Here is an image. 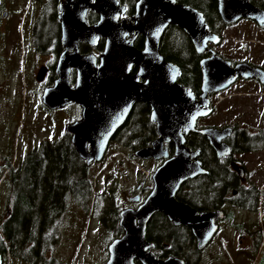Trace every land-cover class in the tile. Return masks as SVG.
<instances>
[{"label":"water","instance_id":"obj_1","mask_svg":"<svg viewBox=\"0 0 264 264\" xmlns=\"http://www.w3.org/2000/svg\"><path fill=\"white\" fill-rule=\"evenodd\" d=\"M59 10L65 47L59 60L60 78L54 87L43 92L41 101L51 110L72 103L81 106L82 118L66 126L80 158L87 166L102 161L133 105L142 101L151 107L150 119L156 123L160 138L137 150L135 156L166 159L154 172L153 189L143 203L120 212L123 235L109 244L106 264H186L183 258L171 256L163 260L150 251L153 244L147 241L148 224L156 213H163L174 225L192 230L199 250L210 243L225 212L220 209L200 213L176 199L186 181L208 173L202 164L201 150H192L187 138L198 134L207 139L218 157L230 154L231 148L223 140L232 129L200 128L198 122L213 112L210 94L229 88L239 76L264 78V71L247 64L233 67L230 60L210 49V56L200 63L202 94L197 99L190 88L178 82L180 67L165 60L160 43L165 31L174 25L189 35L199 54L208 51L209 44L219 45L221 36L209 31L202 12L178 5L177 0H137L135 14L128 18L122 17L127 8L119 0H67L59 5ZM218 10L226 25L247 18L264 27V10L248 0H218ZM89 11L99 15L93 25L88 23ZM139 35L145 39L143 50L134 46ZM100 39H105L100 56L80 53V42L95 46ZM134 65L139 66V71L132 76ZM72 67L78 70L75 88L68 80ZM141 78L144 83H140ZM171 141L174 154L170 158L165 143ZM234 167L241 177L245 175L243 166ZM0 264H4L2 254Z\"/></svg>","mask_w":264,"mask_h":264},{"label":"flooded vegetation","instance_id":"obj_2","mask_svg":"<svg viewBox=\"0 0 264 264\" xmlns=\"http://www.w3.org/2000/svg\"><path fill=\"white\" fill-rule=\"evenodd\" d=\"M67 0H55L54 5H50V2L46 3V18H45V23L44 26H42V34L39 37L37 34V29L36 26L33 27L31 30L26 31V36L18 34H10V31H8V27L5 25H2L0 27V59H2L3 54H2V48L5 49V55H7V61L6 63L9 64L10 71H15L13 72L14 76H17L18 78H22L26 80L28 78V83L25 86L24 92H32V89L29 88V39L31 42L30 49L34 51L35 54H33L35 59L40 58L41 61H35L34 64V69H33V76L34 79L36 80L37 84L41 86L40 92H43L51 87H54L56 82L60 78V73L58 72L59 69V60L61 55L65 51V47L62 43V26L59 21V5L64 3ZM137 3V0H135ZM182 0H177L178 5H183L180 4ZM185 1V6H190L198 11L202 12L204 15V12L201 11L199 8H197L199 3H195L193 0H183ZM216 3L217 11L218 10V0H213ZM120 2V1H119ZM249 4L254 5L255 7H258L262 10H264V0H248ZM191 3V4H189ZM121 5V4H120ZM125 6V5H124ZM54 8L55 12V17H56V26L51 27L49 25V11L50 9ZM136 7V5H135ZM127 8V7H126ZM44 10V8L42 7ZM1 3H0V16L2 15L3 18H6L8 13L3 12L1 14ZM93 13L92 11H89L87 19L89 25H93L99 20V15L93 13L96 18L94 22H91L89 20V15ZM135 14V11L133 14L129 15L126 14L123 15V18H128L130 16H133ZM220 15V14H219ZM205 17V16H204ZM221 17V16H220ZM222 19V18H221ZM206 20V19H205ZM223 21V20H222ZM207 24V22H206ZM225 24V23H224ZM208 26V25H207ZM230 26H235L236 33H235V39H234V54L232 59L227 58L224 54H221L218 48L219 46H222L223 44H226L224 41L223 33L224 29L228 28ZM171 27V26H170ZM176 28L181 29L180 27L174 26ZM40 29V28H39ZM209 29V27H208ZM222 30L217 33L213 32L209 29V31L216 33L221 36V43L219 45H213L209 44L208 46V51H205L201 54L197 53L194 44L189 37V35L181 29L186 36L188 37L190 43H187L189 45V51L193 54H196L195 59L196 63L199 66L200 69V88L199 92H194L197 99H199L200 95L202 94L201 92V84H202V69H201V61L207 57L210 56L209 50L213 49L217 52L218 55L223 57L226 60H230L232 62V66L235 67L240 64H247L252 68L255 69H261L264 71V27H261L258 25L255 21L247 18H242L238 20L236 23L231 24V25H224ZM164 36V35H163ZM30 37V38H29ZM131 38L128 37V39ZM163 38V37H162ZM41 39V41H39ZM175 38L172 37L170 38V41L168 40V44L166 43L163 48H166V51L170 54L171 57H176L175 54H177L176 49L172 50L171 45H175L176 41L174 40ZM162 41V39H161ZM144 36L139 35L136 37L134 46L137 50H143L144 49ZM24 43H26L24 47ZM100 44L103 46L101 48H98ZM170 45V46H169ZM79 46V51L82 55L84 54H89V53H95L97 56H100L101 53L104 50L105 47V39H100L95 46H91L85 42H80L78 44ZM224 46V45H223ZM162 50V42L160 43V51ZM162 53V52H161ZM164 56V54H162ZM166 61L174 63L180 67L181 70V75L178 79V82L180 83V78L184 75V71L182 70V67L173 61L168 60L166 57H164ZM186 60V59H185ZM20 66L22 67L21 70H23V73L20 72L19 68ZM192 69V68H191ZM139 71V66L134 65L131 69V75L134 76L137 72ZM13 75H10V79L13 78ZM185 76V75H184ZM189 76L186 75V78ZM16 78V77H15ZM16 78V79H18ZM42 79V80H41ZM69 84L72 88H75L77 85V80H78V70L76 68H71L69 71V76H68ZM145 79L141 78L140 83H144ZM182 84V83H181ZM183 85V84H182ZM185 86V85H184ZM187 87V86H185ZM189 88V87H188ZM229 92V93H228ZM232 92V93H230ZM228 93V94H227ZM42 94H41V99H42ZM224 95V96H223ZM218 97L219 100L216 104L214 102V97ZM210 98V107L212 108L213 112L208 115L207 117H204L202 119H205L204 121L208 120L211 117L217 116L218 113L221 115H232L234 114L236 116V119L239 118V120H243L244 122H231L229 124H215L217 121H207L205 125L200 126L198 122V127L200 128H217L219 130H223L225 128H231L232 133L227 136L223 142L228 144L231 148V153L224 155L222 157H218L216 151L209 145L207 139L205 137L204 140L206 142L205 146V153L202 155L201 152V160L203 167L208 171L207 174L198 176L194 179H190L186 181L180 188L179 192L177 193L176 199L180 202H183L192 208L196 209L198 212L202 213L204 211H210V210H223L226 214L225 219L218 221L219 224V229L213 239L210 241V243L203 249L199 250L197 248V240L192 232V230L188 227H185L183 225H174L172 222L169 221L168 217L164 215L163 213H159L165 216V223L167 224H172L168 225L167 229H172L170 226H173L176 228L178 231V234H168L166 237V240L155 238L153 241L148 240L150 243L153 244V247L150 249V251L156 255L159 259H167L168 257L174 256V257H179L183 258L186 262V264H200V256L204 255L206 250L211 246V244L214 242L216 235L219 234L220 232V222L223 221H232V225L234 226V233L238 234L240 245L235 244V253H236V260L243 255L247 257L248 253H253L255 252V248L258 246V236L261 234V231L257 228L256 225H253L252 223L247 224V227L245 228L242 222L237 221L236 217H230L229 213L226 211L227 207H231L234 209L239 210L240 212L242 210H247L248 205L251 204L250 199L254 196L258 188H256L255 184L253 183V178L256 177L257 173H261L264 171V166H259L260 168H255L254 172L249 170L246 162L242 159V157L247 156L248 154H253L257 152H263L264 151V127H260V129H257L258 127L251 126L247 124L246 120L247 117H252L253 114L257 113V108L262 106L261 104L262 101H264V78L263 77H243L239 76L237 80L229 87L226 89H223L220 91V93H212L209 96ZM259 101L258 107L255 104V101ZM42 102V101H41ZM43 105V103H42ZM145 106H148V119L150 121V125L152 128V138L147 146H141L140 148L134 147L133 143H135L134 133H131L133 129H138L137 134L139 135V141L144 140L145 135H146V123L144 122L145 116ZM43 107L53 113H57L58 116L60 114V117L64 123L62 130H64L62 136L56 137L54 140L49 141L46 140V142L41 143L40 145H44V149H51V145L57 144L58 145V151L63 149L62 143L63 142H68L73 146L72 143V133L67 132L66 126L70 123H75L79 121L82 118V108L80 105L76 103L69 104L65 107L58 108L55 110H51L45 105ZM263 107V106H262ZM74 109L78 112V116L72 118V120H69L68 122H65L64 118V113L71 111V109ZM264 112V107L262 108ZM151 117V107L150 105L139 101L136 102L132 109L131 112L126 119V121L123 123V125L116 131L114 134L112 140L110 141L109 147L105 153L104 158L100 162H93L89 167H97L101 165L105 160L107 159V154L108 151L111 149V144L112 143H121V144H131V145H124L126 146V149L130 150V156L138 160L140 163L142 162H151L155 165L154 171L150 174L149 177L151 178L150 184L147 186L143 187V183L139 182V185L137 186V189H141V193L143 194L142 197L140 195L136 196L139 197L138 201H135V198H132L134 202L138 203V206L143 203V201L148 197V195L151 193L154 183H153V174L156 171L157 168H159L163 162L166 159H161V160H155V159H139L135 156V152L141 148H146L152 145V143L160 138V135L157 132L156 128V123H153L150 119ZM218 117V116H217ZM219 118V117H218ZM200 119V120H202ZM199 120V121H200ZM209 123V124H207ZM214 123V124H211ZM154 130V133H153ZM120 134L123 136H126L128 141L124 138L121 140L123 137H120ZM191 136V135H190ZM40 145H38L36 148H38ZM188 145V144H187ZM165 146L169 147V153H170V158L174 154V144L173 141L169 143H165ZM74 150L75 147L73 146ZM35 149V148H34ZM33 149V150H34ZM31 150L30 152H32ZM62 151V150H61ZM76 151V150H75ZM24 154V158H22L17 165H15L13 162H9V160L5 161V166L7 164L9 167L7 168V173H5L2 182H6L9 190H14L17 188V186L12 183L8 182V179L10 176H17L20 177L22 174L17 173L18 171L21 170V167H23V161L26 158L29 153ZM60 156L64 155V153H57ZM76 154L78 155L77 151ZM43 157L48 159L50 156V153L47 152L46 154H42ZM79 156V155H78ZM80 157V156H79ZM114 156H112L113 158ZM17 157H15L16 159ZM112 160V159H111ZM133 161V160H132ZM9 162V163H8ZM86 163V162H85ZM238 166H243L245 169V175L243 177L240 176V174L235 170L234 165ZM1 165V161H0ZM87 165V164H86ZM115 165V162H114ZM117 169V166H116ZM15 171V172H14ZM222 179L223 183H217L218 188L220 191L224 193L222 195L224 202L218 207L215 206L214 208L209 209V206L212 205L213 203H218L219 201H215L211 203L210 201V191L209 187L211 186L210 181L211 179ZM194 180L198 182L196 185H192ZM64 189V186H63ZM230 193V195H228ZM264 193V192H261ZM178 194L183 195L187 199H192L193 201H196L199 203H202V208L198 207L197 204L195 203L194 205H191L187 203V201H183L182 199H179ZM199 197H201L199 201ZM185 199V200H187ZM217 199H220L218 197ZM9 207L10 210L7 212L6 216H4V219L8 218L10 214L12 213V201L9 202ZM137 206V207H138ZM136 207V208H137ZM261 209L262 207V197L261 201L259 202V206ZM257 207V208H258ZM253 208L252 211L258 213V209ZM157 214V213H156ZM155 214V215H156ZM154 215V216H155ZM153 216V217H154ZM152 217V218H153ZM150 220L147 231H153L154 235L155 234H160L161 227H160V221L159 218H155ZM119 219H120V214H119ZM123 232V231H122ZM158 236V235H155ZM246 242L245 245L242 247V243ZM259 247V246H258ZM223 251V250H222ZM109 254V253H108ZM194 259V262L192 261ZM140 264V263H138ZM222 264H226L224 261Z\"/></svg>","mask_w":264,"mask_h":264},{"label":"rangeland","instance_id":"obj_3","mask_svg":"<svg viewBox=\"0 0 264 264\" xmlns=\"http://www.w3.org/2000/svg\"><path fill=\"white\" fill-rule=\"evenodd\" d=\"M0 3L1 14L8 13L6 18L0 16V27L5 25L12 35L19 33L26 36V31L35 27L39 16H41V8L35 4L34 0H0ZM235 33V26L225 28L223 37L226 44L216 48L229 59H232L234 54ZM30 40L29 88L32 89V92H24L27 91L25 86L28 83V78L26 80L23 77L18 78L13 75L15 71H8L10 66L6 63L8 56L5 55L4 48H2L3 57L0 59V225L10 210L8 205L10 190L7 183L2 182L5 173H7L5 161L9 160L17 165L24 158V154L41 143L64 135V130H62L64 123L60 114L58 116L57 113L49 112L42 105L41 86L37 84L33 76L35 61L40 62L41 59L34 58L33 54L35 53L30 49ZM25 45L26 43H24V47ZM21 69L20 66L19 70L23 73ZM11 74L13 78L10 79ZM218 100L219 98L215 96L216 104ZM255 104L258 107L259 101L256 100ZM261 104L264 107V101ZM262 106L259 105L257 113L252 117H247L246 120L247 124L258 127L257 129H260L261 126L264 127ZM76 116H78V112L72 108L71 111L64 113L65 122ZM217 116L206 121H204L205 119L200 120V126L205 125L207 121L217 120L215 124L221 125L244 122L239 118L236 119L234 114L225 116L218 113ZM124 145L112 143L105 162L97 167H90L93 187L87 204L71 198L66 214L62 216L58 226L57 244L53 247L51 254H47L48 258L55 259L56 262L52 264L107 263L109 244L123 235V232L117 230L120 228V212L125 208L138 206V203L132 200L138 195L141 197L143 195L137 186L139 182H144L143 187L150 184L149 173L151 174L155 169V165L151 162L140 163L133 159L130 156V150L126 149ZM112 156L114 157L112 158ZM15 157L17 158L15 159ZM242 159L246 162L249 170L254 172L255 168L264 166V151L248 154ZM253 183L260 192H264V171L257 173L253 178ZM257 209L258 213L249 209L240 212L231 207L226 208L229 215L236 217L237 221L242 222V226L245 228L247 224L252 223L261 231L257 242L259 247L255 248V252H250L247 257L243 255L236 260L235 244L240 245L241 238L234 233L232 221L227 220L220 222V232L204 255L200 256V264H222L224 261L226 264H264V210L260 207ZM245 243L243 242L241 246L243 247ZM7 260H4V264H33L14 259L10 254L7 256ZM192 261L194 262V259Z\"/></svg>","mask_w":264,"mask_h":264},{"label":"trees","instance_id":"obj_4","mask_svg":"<svg viewBox=\"0 0 264 264\" xmlns=\"http://www.w3.org/2000/svg\"><path fill=\"white\" fill-rule=\"evenodd\" d=\"M121 5L127 7V14L131 15L135 11V0H119ZM201 11L204 12V16L209 29L213 32L219 33L222 27L225 25L222 21L216 7V3L213 0H193ZM35 4L41 8V16H39L36 22L37 34L39 37L42 34V26H44L46 18V3L50 2V5L55 4V0H34ZM180 4L186 5L185 1H181ZM191 4V3H189ZM44 8V10L42 9ZM54 8L51 7L49 11V25L51 27L56 26V17L54 16ZM96 16L91 13L89 20L95 21ZM40 28V29H39ZM174 37L176 43L171 45L172 50L176 49V57H171L163 48L165 44H168V40ZM41 41V39H39ZM162 54L168 60L178 63L184 75L180 78V83L189 87L194 92H199L200 88V69L196 63V54L191 53L188 49L190 43L186 34L179 28L169 27L162 38ZM170 46V45H169ZM103 47L101 44L98 48ZM186 59V60H185ZM192 68V69H191ZM186 75L189 77L186 78ZM148 106H145L144 122L146 123V135L144 140L139 141L138 129H133L131 133H134L135 143L134 147L140 148L141 146H147L152 138V128L150 121L147 117ZM154 133V130H153ZM126 141V136L120 134ZM126 144V143H125ZM187 144L192 150L200 149L202 155L205 153L206 142L204 138L198 134H192L187 138ZM45 145V144H44ZM44 145H40L35 148L23 161V167L17 173H21L20 177L10 176L8 182L14 183L17 188L10 190L9 202L12 201V213L6 219H2L0 225V254L3 255L4 260H7L9 254L14 259H19L22 262H32L33 264H52L55 261L53 257L48 258L47 254L52 252L53 247L57 244L58 226L60 224L62 216L66 214V210L70 203L71 198L87 204L88 199L92 194V177L90 174V167L86 165L74 150L73 146L68 142H63L61 145L63 149L57 150L58 145H51V149H44ZM131 145V144H126ZM46 146V145H45ZM47 147V146H46ZM50 153L48 159L42 156V154ZM64 153L60 156L57 153ZM9 163V162H8ZM7 168L9 165L7 164ZM15 172V171H14ZM217 183H223L222 179H211L209 187L210 201L213 203L209 206V209L215 206H220L224 202L222 195L224 193L220 191ZM198 182L194 180L192 185H196ZM64 186V189H63ZM230 194V193H228ZM179 199L187 201V203L202 208V203L197 202L196 199H187L181 194H178ZM220 197V199H217ZM262 197V207L264 210V193L259 190L256 191L252 199L251 204L248 205V209L252 210L259 206V202ZM187 199V200H185ZM201 197H199L200 201ZM221 203V204H220ZM9 204V203H8ZM232 217L231 215H229ZM159 218L161 231L160 234H155L153 231H147V239L154 240L155 238L166 240L168 234H178V231L173 226L172 229H167L168 225L165 221V216L157 213L152 219ZM117 221V219H114ZM122 232V229L117 228ZM168 238V237H167ZM8 261V260H7ZM7 263V262H6Z\"/></svg>","mask_w":264,"mask_h":264}]
</instances>
